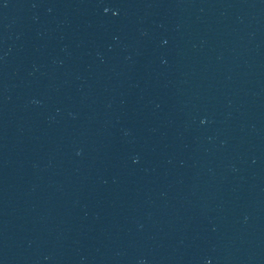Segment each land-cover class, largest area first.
I'll list each match as a JSON object with an SVG mask.
<instances>
[{
  "label": "water",
  "instance_id": "95a60500",
  "mask_svg": "<svg viewBox=\"0 0 264 264\" xmlns=\"http://www.w3.org/2000/svg\"><path fill=\"white\" fill-rule=\"evenodd\" d=\"M0 264H264V0H0Z\"/></svg>",
  "mask_w": 264,
  "mask_h": 264
}]
</instances>
